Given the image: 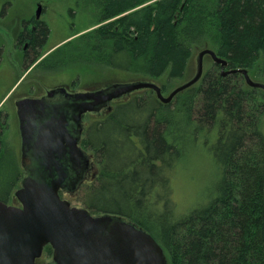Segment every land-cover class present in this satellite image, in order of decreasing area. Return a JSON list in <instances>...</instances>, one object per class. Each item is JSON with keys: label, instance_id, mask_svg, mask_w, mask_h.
I'll use <instances>...</instances> for the list:
<instances>
[{"label": "trees", "instance_id": "obj_1", "mask_svg": "<svg viewBox=\"0 0 264 264\" xmlns=\"http://www.w3.org/2000/svg\"><path fill=\"white\" fill-rule=\"evenodd\" d=\"M76 1L100 26L51 59L71 48L66 57L79 55L80 68L164 79L166 94L195 54L209 49L227 61L226 70L246 69L264 83V0ZM205 58L212 65L201 80L171 103L144 90L116 101L104 118L86 119L82 146L98 170L79 201L93 215L119 216L146 230L169 264H264V91L249 87L242 74L223 76ZM201 140L219 170L217 195L178 215L172 174ZM13 160L0 157L4 203L22 176ZM53 253L45 247L40 262L52 261Z\"/></svg>", "mask_w": 264, "mask_h": 264}, {"label": "flooded vegetation", "instance_id": "obj_2", "mask_svg": "<svg viewBox=\"0 0 264 264\" xmlns=\"http://www.w3.org/2000/svg\"><path fill=\"white\" fill-rule=\"evenodd\" d=\"M50 1L36 0L34 12L18 24L10 21L13 0H0V157L8 154L22 173L10 186L13 192L5 202L9 205L14 199L19 202L17 192L29 181L51 183L63 174L58 194L72 206L71 199L92 176V159L82 146L86 119L107 109L79 115V95L97 90H79L74 80L55 88L45 85L51 74L79 65L76 55L74 61L65 57L54 64V70L49 66L55 50H43L51 35ZM36 69L42 76L33 80L30 75ZM71 139L86 153L88 167L71 160Z\"/></svg>", "mask_w": 264, "mask_h": 264}, {"label": "water", "instance_id": "obj_3", "mask_svg": "<svg viewBox=\"0 0 264 264\" xmlns=\"http://www.w3.org/2000/svg\"><path fill=\"white\" fill-rule=\"evenodd\" d=\"M206 56L221 67L223 76L242 74L249 87L264 91V83L252 80L246 69L226 70L227 61L205 49L198 54L195 76L168 96L153 82L116 83L80 94L79 115L98 113L140 90H152L161 103L169 104L201 80ZM69 147L71 160L88 167L86 153L75 139ZM63 182V174L51 183L32 180L17 192L20 206L0 201V264H169L164 249L138 225L119 216L93 215L62 200L58 191ZM48 245L54 250L52 261L40 262Z\"/></svg>", "mask_w": 264, "mask_h": 264}, {"label": "rangeland", "instance_id": "obj_4", "mask_svg": "<svg viewBox=\"0 0 264 264\" xmlns=\"http://www.w3.org/2000/svg\"><path fill=\"white\" fill-rule=\"evenodd\" d=\"M36 0H13L11 7L12 18L11 23L28 18L35 10ZM49 15L48 23L51 29V35L43 50L54 51L63 46L68 41H76L81 35L91 32L98 28L100 24L95 22V14L92 11L79 7L76 0H51L47 3ZM20 22H18L19 24ZM1 35L6 38V33L2 30ZM60 52L55 58L50 59L49 66L52 67L57 62H61L67 56L68 50ZM200 52H197L190 64L187 75L183 79L174 80L164 96H168L175 88L191 80L197 72V57ZM212 65L210 59L204 60V72ZM57 68V67H56ZM79 68V69H78ZM54 70V69H53ZM53 73L45 79V85L55 88L59 85H69L74 80L75 84L79 86V90H103L107 87L120 83L127 84L138 81L130 74L117 72L111 73L109 71H101V69H87L70 67ZM79 73V75L77 74ZM42 73L34 70L30 78L41 77ZM79 76V80L77 79ZM255 82L263 83L259 78H252ZM153 83L162 86L165 82L164 79L154 80ZM144 90L135 93L142 94ZM134 94V93H133ZM133 94L125 96L117 102H127L131 99ZM264 99V96H262ZM116 102V101H115ZM115 102L110 104V107L101 112V114L92 115L93 119L104 118L114 109ZM262 132L264 134V115L262 118ZM15 142V138L10 139ZM92 176L94 179L98 167L94 158H92ZM89 180V181H90ZM220 181V174L215 163L213 154L209 151V146L205 145V141H199L195 146L188 150L186 157L179 161L171 178L172 194L171 199L175 206V214L182 215L188 210L203 206L210 202L211 199L216 197L217 188ZM72 206L82 207L79 201V193L75 198L71 199ZM19 206V202L14 199L13 204Z\"/></svg>", "mask_w": 264, "mask_h": 264}]
</instances>
